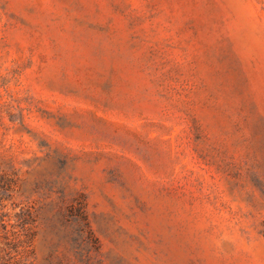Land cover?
<instances>
[{
    "label": "rangeland",
    "instance_id": "374dc122",
    "mask_svg": "<svg viewBox=\"0 0 264 264\" xmlns=\"http://www.w3.org/2000/svg\"><path fill=\"white\" fill-rule=\"evenodd\" d=\"M0 264H264V0H0Z\"/></svg>",
    "mask_w": 264,
    "mask_h": 264
}]
</instances>
